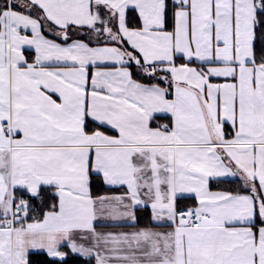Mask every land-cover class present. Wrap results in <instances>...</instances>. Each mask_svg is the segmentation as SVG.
I'll use <instances>...</instances> for the list:
<instances>
[{"label": "snow or ice", "instance_id": "snow-or-ice-1", "mask_svg": "<svg viewBox=\"0 0 264 264\" xmlns=\"http://www.w3.org/2000/svg\"><path fill=\"white\" fill-rule=\"evenodd\" d=\"M0 264H264V0H0Z\"/></svg>", "mask_w": 264, "mask_h": 264}]
</instances>
